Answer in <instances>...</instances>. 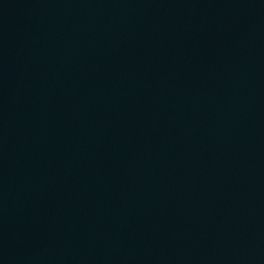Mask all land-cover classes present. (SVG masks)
<instances>
[{
  "label": "water",
  "instance_id": "water-1",
  "mask_svg": "<svg viewBox=\"0 0 264 264\" xmlns=\"http://www.w3.org/2000/svg\"><path fill=\"white\" fill-rule=\"evenodd\" d=\"M0 264H264V0H0Z\"/></svg>",
  "mask_w": 264,
  "mask_h": 264
}]
</instances>
